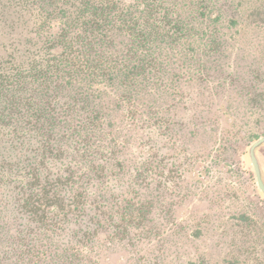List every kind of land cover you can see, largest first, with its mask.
Wrapping results in <instances>:
<instances>
[{
  "label": "rangeland",
  "instance_id": "374dc122",
  "mask_svg": "<svg viewBox=\"0 0 264 264\" xmlns=\"http://www.w3.org/2000/svg\"><path fill=\"white\" fill-rule=\"evenodd\" d=\"M226 1L231 7L225 14L224 54L218 58L207 47L222 72H200L203 55L193 53V70L178 61L173 66L182 67L181 78L165 81L183 101L169 102L152 89L134 94L126 105H103L110 120L98 124H111L107 129L119 144L116 159L103 155L107 139L100 137L95 161L103 169L95 178L97 190L83 181L61 190L50 187L49 198L59 199L69 211L66 222L54 223L56 233L48 231L54 227L40 230L20 211L13 183L0 182V216L15 238L16 229L25 238L21 246L16 240L2 244L9 252L7 263L14 258L20 264L27 257L26 264H264V195L249 158L250 147L264 137V0ZM40 21L38 14L32 17L36 25ZM4 53L0 48V57ZM155 95L160 104L144 103ZM175 115L182 127L169 124ZM160 118L164 127L154 130ZM28 145L29 150L26 145L14 155L13 162L21 164L14 166L13 179L26 184L29 171L34 175L27 166L30 159L56 185H67L70 176L82 172L75 155H43L38 139ZM256 156L264 176V145ZM102 188L108 197H118L115 204L105 199L109 210L95 211L91 195ZM79 192L88 202L81 217L71 212ZM10 197L14 200L6 213L1 205ZM138 205L145 206L143 214ZM129 206L132 210L125 211ZM123 215L127 222L121 224ZM24 246L30 254L17 256Z\"/></svg>",
  "mask_w": 264,
  "mask_h": 264
},
{
  "label": "trees",
  "instance_id": "16d2710c",
  "mask_svg": "<svg viewBox=\"0 0 264 264\" xmlns=\"http://www.w3.org/2000/svg\"><path fill=\"white\" fill-rule=\"evenodd\" d=\"M227 8L226 0H0V48L5 50L0 57V182L13 183L20 211L38 223L40 230L69 217L62 201L49 198L50 187L61 190L83 181L97 190L95 178L103 169L95 161L100 137L107 139L101 145L103 155L116 159L119 144L113 131L107 129L111 124L106 128L98 124L110 120L103 105H126L134 94L152 89L156 95L161 91L168 96L169 102L183 101V96L169 92L165 81L181 78L182 67L173 66L178 61L193 70V53L203 55L200 72H222V67L214 66L211 53H217L218 58L224 54ZM35 14L41 19L39 25L32 22ZM194 43L197 47L193 50ZM163 76L166 79L160 81ZM156 95L144 98V103L157 105ZM111 100L115 104H110ZM175 116L177 120L169 124L182 127ZM162 120H157L154 130L164 127L160 126ZM33 139L40 141L43 155H75L80 175L70 176L67 185H56L48 176L43 178L30 159L27 166L34 175L31 177L29 171L26 184L21 178L13 179L14 166L21 164L13 162L14 155L26 145L29 150ZM7 170L10 177L4 178ZM108 196L103 188L93 192V209L109 210L105 201L115 204L118 196ZM14 198L3 201L4 212L10 213ZM86 203L85 195L79 192L71 212L83 216ZM144 209L138 205L140 214ZM123 222H127L126 215ZM0 227V264H16L14 258L7 263L6 244L13 245L16 240L24 245L23 232L16 229L15 238L3 216ZM48 231L56 233V226ZM22 248L17 256L30 254L31 249ZM25 258L19 263L26 264L29 258Z\"/></svg>",
  "mask_w": 264,
  "mask_h": 264
},
{
  "label": "water",
  "instance_id": "95a60500",
  "mask_svg": "<svg viewBox=\"0 0 264 264\" xmlns=\"http://www.w3.org/2000/svg\"><path fill=\"white\" fill-rule=\"evenodd\" d=\"M264 145V137L256 141L249 149V158L256 177L258 190L264 195V176L256 156L257 150Z\"/></svg>",
  "mask_w": 264,
  "mask_h": 264
}]
</instances>
